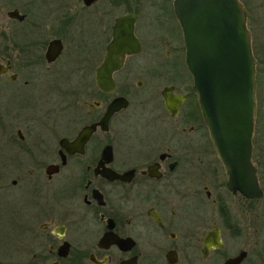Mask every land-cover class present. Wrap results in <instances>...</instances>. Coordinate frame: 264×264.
<instances>
[{
  "label": "flooded vegetation",
  "instance_id": "1",
  "mask_svg": "<svg viewBox=\"0 0 264 264\" xmlns=\"http://www.w3.org/2000/svg\"><path fill=\"white\" fill-rule=\"evenodd\" d=\"M175 1L0 0V91L23 89L29 103L40 80L63 86L39 94L37 112L0 113V149L16 155L0 160V194L26 202L6 207L18 237L0 264H224L246 252L231 255L224 232L239 228L237 205L263 197L228 190ZM238 1L255 59L252 164L263 191L264 0ZM109 80L111 90L99 85ZM115 99L126 105L102 128ZM59 115L77 118L63 126L52 122Z\"/></svg>",
  "mask_w": 264,
  "mask_h": 264
},
{
  "label": "water",
  "instance_id": "2",
  "mask_svg": "<svg viewBox=\"0 0 264 264\" xmlns=\"http://www.w3.org/2000/svg\"><path fill=\"white\" fill-rule=\"evenodd\" d=\"M174 11L183 34L192 89L228 177V190L249 200L260 199L263 191L252 164L251 142L256 116L255 59L246 12L238 0H176ZM104 70L107 76L110 70ZM99 85L113 88L110 80ZM125 105L123 99H115L99 125L105 128L113 113ZM167 107L171 109L168 103ZM90 132L84 129L73 148ZM245 258L246 252H241L224 264H240Z\"/></svg>",
  "mask_w": 264,
  "mask_h": 264
},
{
  "label": "rangeland",
  "instance_id": "3",
  "mask_svg": "<svg viewBox=\"0 0 264 264\" xmlns=\"http://www.w3.org/2000/svg\"><path fill=\"white\" fill-rule=\"evenodd\" d=\"M254 1V0H253ZM57 80V79H56ZM52 80H48L46 82H38L35 89L34 94H32V98L28 100L26 97V91L21 90L20 94H13L10 90L5 88L0 91V113H8L17 107H25L32 112L39 111V106L37 104V96L39 94L47 91L51 95H58L59 89L63 86L60 83H53ZM77 86L75 84H71L69 87ZM40 87V88H39ZM79 88L82 85L78 86ZM139 94V93H138ZM258 96V94H257ZM262 107L264 108V102H261ZM79 109L75 108V112H78ZM77 116L74 115L73 118L66 121V117L64 115H59L56 117H52V122H56L61 125L72 124L75 123ZM139 117L137 120L134 116L130 123L132 125L140 124L142 125H154L156 122L154 118L150 116H145L141 121ZM262 147V146H261ZM14 151L8 150L6 153H2L0 149V160L1 159H12L15 158L16 155L13 153ZM259 152V150H258ZM263 160H264V146H263ZM259 182L264 191V170L259 173ZM3 195L0 194V262L3 260L4 254L12 252V248L16 238L18 237L16 230L8 227L9 224L16 220L15 217L10 216L11 213H6V207L12 208V210H18L22 205L26 202L19 196V193L15 191L12 193L10 201L7 203L3 200ZM238 214L237 219L240 221L239 228L229 227L224 232V241H225V249L229 250L231 255H236L237 252L241 249H245L248 253V258L246 259L244 264H264V196L259 201H249L241 208V205H237ZM208 210L210 206H205ZM219 219V217H217ZM8 227V230H7Z\"/></svg>",
  "mask_w": 264,
  "mask_h": 264
}]
</instances>
